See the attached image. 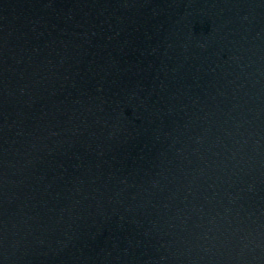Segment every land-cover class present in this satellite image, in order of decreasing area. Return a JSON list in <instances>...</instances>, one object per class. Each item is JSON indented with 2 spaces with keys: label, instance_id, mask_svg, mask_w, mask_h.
<instances>
[{
  "label": "water",
  "instance_id": "obj_1",
  "mask_svg": "<svg viewBox=\"0 0 264 264\" xmlns=\"http://www.w3.org/2000/svg\"><path fill=\"white\" fill-rule=\"evenodd\" d=\"M0 264H264V0H0Z\"/></svg>",
  "mask_w": 264,
  "mask_h": 264
}]
</instances>
